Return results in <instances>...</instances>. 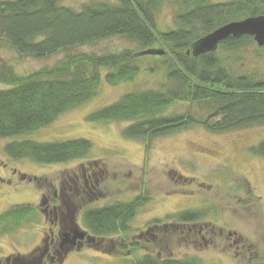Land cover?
<instances>
[{"label": "trees", "instance_id": "trees-1", "mask_svg": "<svg viewBox=\"0 0 264 264\" xmlns=\"http://www.w3.org/2000/svg\"><path fill=\"white\" fill-rule=\"evenodd\" d=\"M163 12H167V25L162 24ZM263 14L264 0H112L88 2L80 9L65 5L64 0H0V44L19 55L47 58L113 37L134 45L119 52L69 54L27 75L8 66L1 68L0 82L9 87L0 90V138L12 139L5 152L12 159L28 158L40 164L88 156L92 142L84 138H13L44 128L63 113L92 101L103 79L118 85L135 81L142 71L160 75V85L127 92L91 112L88 119L129 122L123 135L147 141L197 124L213 132L264 124V77L239 74V68L229 64L232 58L244 59V48L256 43L257 50L264 51V46L253 36L243 35L229 37L213 52L195 56L192 51L197 40L220 26ZM147 50L163 53H144ZM176 103L186 104L189 111L168 114ZM251 152L264 158V140ZM148 199L139 195L133 201L91 206L84 222L103 240L129 233V221ZM34 211L30 205L10 208L0 215V224L6 228L0 231H14L31 220ZM205 214L185 210L167 220L192 225ZM127 244L117 243L118 249ZM134 264H198V260L146 253Z\"/></svg>", "mask_w": 264, "mask_h": 264}, {"label": "rangeland", "instance_id": "rangeland-1", "mask_svg": "<svg viewBox=\"0 0 264 264\" xmlns=\"http://www.w3.org/2000/svg\"><path fill=\"white\" fill-rule=\"evenodd\" d=\"M92 1L112 0H64V3L80 9ZM166 14L162 13L163 25L170 23ZM126 48H134L133 43L113 37L38 59L19 55L8 45L0 44V69L8 66L17 74L27 75L52 66L69 54H100ZM243 54L241 61L234 58L229 61L231 67L239 68V74L264 77V51L257 50L255 43L244 48ZM161 80L160 75L149 71H142L135 81L118 85L103 79L99 94L92 101L63 113L44 128L13 138L88 139L92 148L86 157L53 164H40L28 158L12 159L5 152V145L12 139L0 138V215L21 204L37 206L40 192L50 199L60 193L63 182L77 176L82 191L73 201L77 207L86 209L116 200L130 201L138 195L150 198L129 221V233L96 242L101 245L90 241L88 245L96 244L95 249L85 247L62 264H134L146 253L195 259L198 264L200 261L202 264H264V158L251 152L252 147L264 140V124L223 132H213L197 124L148 142L123 135L129 122L88 119L91 112L114 103L125 93L156 88ZM8 87L0 82V90ZM197 110L202 112L198 107ZM186 111L189 108L184 103L168 108V114ZM92 176H95L93 182ZM70 190L67 192L73 194L74 190ZM185 210L198 213L203 210L206 214L192 225L167 220L168 216ZM39 213L37 220L28 221L14 231H0V264H13L19 251L25 253L39 243L42 231L48 228L44 215ZM82 217L80 214L78 222L86 229ZM156 220L161 221L152 224ZM164 222L169 224L163 225ZM220 229L223 234H219ZM0 230L6 228L0 224ZM231 232L254 248H237L228 235ZM121 241L130 244L118 249L117 243Z\"/></svg>", "mask_w": 264, "mask_h": 264}, {"label": "flooded vegetation", "instance_id": "flooded-vegetation-1", "mask_svg": "<svg viewBox=\"0 0 264 264\" xmlns=\"http://www.w3.org/2000/svg\"><path fill=\"white\" fill-rule=\"evenodd\" d=\"M94 177L95 176H92V182ZM70 178L71 179L63 182V184L60 186V193L53 195L50 199L48 198L49 196L44 195L43 191L40 192L42 193V196H40L39 204L34 207V216L31 220H29V222L37 220L40 211L47 221L46 224L48 225V228L42 231V235L38 244L32 247L29 251L25 253L19 251L14 256L12 262L13 264H62L71 254L80 252L85 247L94 248L95 244L92 245V247L88 245L90 241H95V243L103 241V238L97 237L91 233L85 222L86 229H83L80 226L78 222L80 214L83 215L82 218L84 221V214L91 206L84 209L82 206L77 207V205L73 202L74 198H79L81 196L82 191L80 186L81 184L79 183L80 179L77 176ZM85 180H87V176L85 177ZM69 189H71L70 191L74 190L73 194H70L69 191L67 192ZM212 231L214 233L213 227ZM221 231L222 230L220 229L219 234H223ZM228 235L230 239H234L233 243L236 244L237 248L249 250L253 247L251 243L248 244L247 242H244L241 237L235 236V234L232 232ZM8 263H10L9 260Z\"/></svg>", "mask_w": 264, "mask_h": 264}, {"label": "water", "instance_id": "water-1", "mask_svg": "<svg viewBox=\"0 0 264 264\" xmlns=\"http://www.w3.org/2000/svg\"><path fill=\"white\" fill-rule=\"evenodd\" d=\"M251 35L259 46H264V14L220 26L211 33L201 37L193 46L195 56L216 51L220 43L229 37ZM144 53L162 54L160 50H147Z\"/></svg>", "mask_w": 264, "mask_h": 264}]
</instances>
